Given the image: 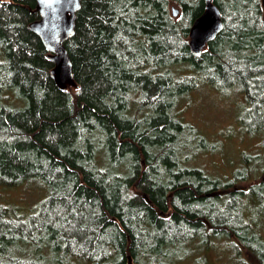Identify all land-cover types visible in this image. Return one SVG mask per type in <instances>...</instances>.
<instances>
[{"label":"trees","instance_id":"16d2710c","mask_svg":"<svg viewBox=\"0 0 264 264\" xmlns=\"http://www.w3.org/2000/svg\"><path fill=\"white\" fill-rule=\"evenodd\" d=\"M215 2L223 30L195 55L205 0H81L63 89L37 0H0V191L45 192L29 214L0 200V264H180L214 239L264 264V159L190 165L218 146L176 111L202 86L240 91L264 150V0Z\"/></svg>","mask_w":264,"mask_h":264},{"label":"rangeland","instance_id":"374dc122","mask_svg":"<svg viewBox=\"0 0 264 264\" xmlns=\"http://www.w3.org/2000/svg\"><path fill=\"white\" fill-rule=\"evenodd\" d=\"M244 104L246 98L240 91H225L212 86H202L178 101L176 111L181 120L199 130L208 144L215 143L218 146L216 151H201L192 156L190 165L202 167L213 176L226 178L233 177L236 168L243 166L246 155H261L264 159L261 141L242 128ZM44 196V189L31 183L0 191L2 202L13 206L20 213L28 214L36 209ZM259 221L260 231L264 233V217ZM202 254L206 257L205 262L199 259ZM243 262L250 263L246 249L237 250L229 240L214 239L210 246L203 251H196L189 256V260H181L180 264H244Z\"/></svg>","mask_w":264,"mask_h":264},{"label":"water","instance_id":"95a60500","mask_svg":"<svg viewBox=\"0 0 264 264\" xmlns=\"http://www.w3.org/2000/svg\"><path fill=\"white\" fill-rule=\"evenodd\" d=\"M41 19L31 24V29L42 39L55 62L52 75L63 89L74 85L73 64L65 42L74 34L76 13L81 0H37ZM173 15H180V8L173 6ZM224 27L222 12L215 0H205L203 14L190 29V47L195 55H201ZM132 263V258L129 256Z\"/></svg>","mask_w":264,"mask_h":264},{"label":"bare ground","instance_id":"6f19581e","mask_svg":"<svg viewBox=\"0 0 264 264\" xmlns=\"http://www.w3.org/2000/svg\"><path fill=\"white\" fill-rule=\"evenodd\" d=\"M242 93V92H241ZM245 111V115H246V110H244ZM245 118V117H244Z\"/></svg>","mask_w":264,"mask_h":264}]
</instances>
